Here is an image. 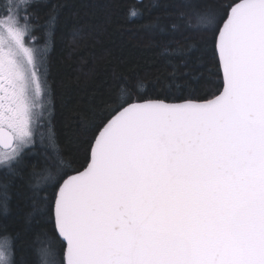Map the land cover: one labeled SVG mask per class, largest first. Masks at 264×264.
Listing matches in <instances>:
<instances>
[{"label":"snow or ice","instance_id":"6c2138e0","mask_svg":"<svg viewBox=\"0 0 264 264\" xmlns=\"http://www.w3.org/2000/svg\"><path fill=\"white\" fill-rule=\"evenodd\" d=\"M33 6L0 0V207L7 211L19 180L33 200L25 223L37 214L54 224L52 235H35L36 264H264V0L197 12L198 27L186 21L185 29L211 25V37L200 47L162 50L214 56L219 94L193 98L170 83L167 93L146 98L121 86L93 113L82 170L64 166L51 130L55 18L38 26ZM170 28L178 32L179 23ZM38 143L54 150V170L47 151L42 167L30 163ZM16 238L0 237V264H14Z\"/></svg>","mask_w":264,"mask_h":264},{"label":"trees","instance_id":"16d2710c","mask_svg":"<svg viewBox=\"0 0 264 264\" xmlns=\"http://www.w3.org/2000/svg\"><path fill=\"white\" fill-rule=\"evenodd\" d=\"M227 0H34V22L46 29L54 17L48 40V79L52 90V133L64 166L81 170L86 166L92 136L93 113L100 112L120 88L136 96L157 98L167 93V85L180 83L185 96L209 99L219 93L223 79L218 60L211 54L191 58L162 54L165 48L188 43L200 47L212 31L186 30L185 22L197 28L196 13H212ZM198 5V7H197ZM136 12L137 15H131ZM179 23L172 33L170 25ZM166 29L161 32L160 28ZM41 36V32L36 33ZM43 44V39L41 40ZM173 63H169V61ZM187 61V66L180 64ZM173 64L176 65L174 69ZM176 71L177 75L171 73ZM192 70L194 76L183 75ZM144 87L140 88L139 85ZM159 98H163L160 96ZM178 101V100H171ZM47 141L45 142V144ZM53 170L57 166L54 150L37 144L29 153L30 163L43 166L45 152ZM71 170L68 174H72ZM51 194V190L41 193ZM32 193L19 180L9 188L7 211L0 207V237L13 241L14 264H36L35 235H52L53 223L34 214L30 227L25 223L32 211Z\"/></svg>","mask_w":264,"mask_h":264},{"label":"water","instance_id":"95a60500","mask_svg":"<svg viewBox=\"0 0 264 264\" xmlns=\"http://www.w3.org/2000/svg\"><path fill=\"white\" fill-rule=\"evenodd\" d=\"M222 73V72H221ZM222 86H223V84H222ZM221 90H222V87H221ZM219 94V93H218ZM169 102H179V101H169ZM82 170V169H81ZM72 174H74V173H72ZM72 174H70V175H72Z\"/></svg>","mask_w":264,"mask_h":264}]
</instances>
